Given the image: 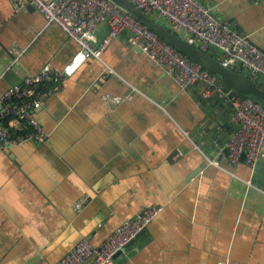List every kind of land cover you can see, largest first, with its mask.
Wrapping results in <instances>:
<instances>
[{
  "label": "crops",
  "instance_id": "obj_1",
  "mask_svg": "<svg viewBox=\"0 0 264 264\" xmlns=\"http://www.w3.org/2000/svg\"><path fill=\"white\" fill-rule=\"evenodd\" d=\"M200 1L264 50V0ZM107 31L102 24L98 43ZM128 38L44 101L46 142L0 146V264L56 263L149 205L163 210L111 264H264V158L253 170L232 163L231 107L205 97L201 82L182 89ZM78 50L28 0H0V98L26 72L62 69Z\"/></svg>",
  "mask_w": 264,
  "mask_h": 264
},
{
  "label": "built area",
  "instance_id": "obj_2",
  "mask_svg": "<svg viewBox=\"0 0 264 264\" xmlns=\"http://www.w3.org/2000/svg\"><path fill=\"white\" fill-rule=\"evenodd\" d=\"M146 14L164 23L197 48L219 51V60L235 70L242 69L252 81L264 79V51L234 29L230 22L213 15L211 8L200 0H129ZM48 23L61 26L79 44V50L62 69L50 65L39 72L28 71L21 81L8 87L0 98V146H16L26 141L44 143L50 132L37 113L44 101L59 92L62 81L76 73L90 57L102 59L108 44L123 32L128 42L139 47L160 64L184 90L203 83V95L217 98L233 110L232 121L237 129L225 144L229 160L237 163L245 152V162L253 170L264 158V106L249 96L227 88L219 76L189 58L178 48L163 40L112 0H28ZM102 24L108 31L101 42L97 32ZM159 205L144 206L133 218L123 221L101 244L94 245L82 238L56 263L41 258L36 264H111L144 228L162 212ZM218 264H229L222 260Z\"/></svg>",
  "mask_w": 264,
  "mask_h": 264
},
{
  "label": "water",
  "instance_id": "obj_3",
  "mask_svg": "<svg viewBox=\"0 0 264 264\" xmlns=\"http://www.w3.org/2000/svg\"><path fill=\"white\" fill-rule=\"evenodd\" d=\"M112 1L115 2L122 9L131 13L142 23L149 26L163 40L167 41L174 47L178 48L185 55H187L189 58L193 59L194 61L198 62L203 67L216 73L227 88L233 89L245 96H249L264 106V89L258 87L255 84V82L249 79L243 72L225 66L224 64H222V62L219 60L218 57L214 56L209 52L200 50L195 46V44H193L183 36L174 33L164 23L156 20L151 15L146 14L144 11L139 9L129 0H112ZM240 33L243 36H246V34L242 32ZM213 49L218 50L217 47H213ZM244 159H245V152H243L241 160ZM146 229L147 228H144L140 233H142ZM136 237L132 241H130L127 246H129L136 239ZM121 252L122 251L118 252L116 255L120 254Z\"/></svg>",
  "mask_w": 264,
  "mask_h": 264
},
{
  "label": "trees",
  "instance_id": "obj_4",
  "mask_svg": "<svg viewBox=\"0 0 264 264\" xmlns=\"http://www.w3.org/2000/svg\"><path fill=\"white\" fill-rule=\"evenodd\" d=\"M238 71L244 72L242 69H238ZM254 82H255V84H256L258 87L264 89V83L259 82V81H254Z\"/></svg>",
  "mask_w": 264,
  "mask_h": 264
}]
</instances>
